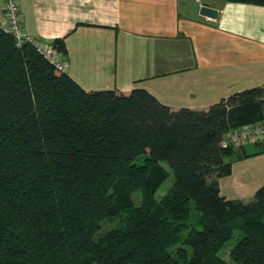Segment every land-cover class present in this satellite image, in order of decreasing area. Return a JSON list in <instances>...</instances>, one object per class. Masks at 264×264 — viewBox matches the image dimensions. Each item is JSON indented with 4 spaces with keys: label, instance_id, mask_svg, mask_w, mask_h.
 <instances>
[{
    "label": "trees",
    "instance_id": "1",
    "mask_svg": "<svg viewBox=\"0 0 264 264\" xmlns=\"http://www.w3.org/2000/svg\"><path fill=\"white\" fill-rule=\"evenodd\" d=\"M263 119V86L173 111L143 89L87 92L0 31V264H264V187H220L241 149L224 135Z\"/></svg>",
    "mask_w": 264,
    "mask_h": 264
},
{
    "label": "crops",
    "instance_id": "2",
    "mask_svg": "<svg viewBox=\"0 0 264 264\" xmlns=\"http://www.w3.org/2000/svg\"><path fill=\"white\" fill-rule=\"evenodd\" d=\"M26 32L65 37L68 75L85 91L143 89L173 111H208L264 87V3L228 0H19ZM219 11L200 15L201 6ZM222 194L264 187V142L238 150Z\"/></svg>",
    "mask_w": 264,
    "mask_h": 264
},
{
    "label": "built area",
    "instance_id": "3",
    "mask_svg": "<svg viewBox=\"0 0 264 264\" xmlns=\"http://www.w3.org/2000/svg\"><path fill=\"white\" fill-rule=\"evenodd\" d=\"M0 31L11 36L19 48L26 44L32 45L51 65L61 72L68 73L69 62L64 53L58 51L53 43L41 42L26 32L19 0H0ZM263 142L264 119L226 133L221 146L240 149Z\"/></svg>",
    "mask_w": 264,
    "mask_h": 264
},
{
    "label": "rangeland",
    "instance_id": "4",
    "mask_svg": "<svg viewBox=\"0 0 264 264\" xmlns=\"http://www.w3.org/2000/svg\"><path fill=\"white\" fill-rule=\"evenodd\" d=\"M233 162L235 161L234 159L232 160ZM164 167L171 173V177L169 178V180L162 186L160 192L158 193V198H161L165 195V193L170 189V187L172 186V183H173V174L171 172V169L169 168L168 164L167 163H163ZM134 199H135V202L137 204H140L141 203V193L137 192L135 195H134ZM118 225V222L117 221H111V222H107L104 224L103 226V230L102 231H105V230H109V229H112L114 227H116Z\"/></svg>",
    "mask_w": 264,
    "mask_h": 264
},
{
    "label": "water",
    "instance_id": "5",
    "mask_svg": "<svg viewBox=\"0 0 264 264\" xmlns=\"http://www.w3.org/2000/svg\"><path fill=\"white\" fill-rule=\"evenodd\" d=\"M219 14L220 13L217 9L211 8L206 5H203L200 8V15L210 19H217L219 17Z\"/></svg>",
    "mask_w": 264,
    "mask_h": 264
}]
</instances>
